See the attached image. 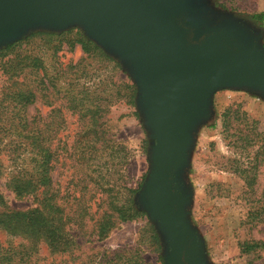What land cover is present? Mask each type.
<instances>
[{
  "label": "rangeland",
  "instance_id": "1",
  "mask_svg": "<svg viewBox=\"0 0 264 264\" xmlns=\"http://www.w3.org/2000/svg\"><path fill=\"white\" fill-rule=\"evenodd\" d=\"M211 3L219 11L242 17L241 23L260 35L264 46V0ZM69 30L64 37L36 35L0 55V213L38 206V194L16 196L7 182L32 168L35 155L25 135L42 131L54 153L49 191L62 209L64 231L74 248L69 253L51 250L2 227L0 248L18 252L29 247V264H161L163 242L146 215L116 220L104 236L95 234L97 222L109 211L100 190L102 175L124 193L142 184L149 166V141L135 97L130 105L116 95L118 78L134 86L129 75L110 56L85 53L71 42L81 30ZM34 58L39 67L32 64ZM19 59L25 67L12 76L8 69ZM14 92L32 93V102L15 100ZM72 94L98 106L96 127H91L90 114L71 108ZM96 137L98 150L91 155L93 170L88 171L84 149ZM186 182L192 191L189 218L209 263L264 264L263 98L244 90L214 93L212 115L196 133ZM113 252L122 259H114Z\"/></svg>",
  "mask_w": 264,
  "mask_h": 264
},
{
  "label": "water",
  "instance_id": "2",
  "mask_svg": "<svg viewBox=\"0 0 264 264\" xmlns=\"http://www.w3.org/2000/svg\"><path fill=\"white\" fill-rule=\"evenodd\" d=\"M241 20L211 0H0V49L77 27L131 78L149 141L134 200L162 239L163 264H210L189 218L186 175L214 93L264 99V46Z\"/></svg>",
  "mask_w": 264,
  "mask_h": 264
},
{
  "label": "trees",
  "instance_id": "3",
  "mask_svg": "<svg viewBox=\"0 0 264 264\" xmlns=\"http://www.w3.org/2000/svg\"><path fill=\"white\" fill-rule=\"evenodd\" d=\"M71 32L72 31L69 30L59 34H49L42 32L32 33L23 40L0 49V55L4 56L7 53H11L16 46L21 44V42L26 41L36 35L64 37L66 35H69ZM71 40L72 43L80 44L82 50L85 53L92 52L103 59H109L107 54H105L92 41L84 37L79 31ZM31 62L36 67L40 66V61L37 58H34ZM24 67L25 65L23 64V60L19 59L16 60V63L14 62V64H12L10 69L8 70L9 72H12L13 76L18 75V73L21 72ZM116 87V95L118 97H123L130 105H134V97L136 93L135 87L122 78H118ZM13 96L15 100L18 99L21 102L23 101L24 105L32 102V93L30 92L28 95L14 92ZM72 98L73 100L71 103V108L79 109L80 113L83 112L81 115H85V113L90 114V118L92 120L91 127H96V116L99 110L98 106L94 107L90 104H86L84 103L83 98L76 97V95L74 94H72ZM94 134L96 135V132H94ZM25 138L30 139L29 146L35 155L33 159H31L33 162V166L30 170L24 169L18 172L15 176H12L8 180L7 186L10 187V189L16 196H35L36 194H38V198L36 199L38 202V206L28 211L22 212H1L0 227L4 228L5 230L16 232L25 235L27 238H31L38 242H41L51 250H58L61 252L69 253L73 250L74 245L71 244L72 242L69 241L67 234L64 231L66 220L62 215V209L58 208L53 203V196L49 191L51 184V161L54 153L50 148V143L46 144L48 140L44 139L42 131L37 132L36 135H25ZM97 139V137L96 139H90L86 143V149H84V154L87 155V157H84V160L87 162L85 165L88 171L93 170L91 160L94 157H92L91 155L98 150L95 149ZM145 143L147 142L145 141L144 144ZM144 148H146V145H144L143 149ZM93 165L96 166L95 164ZM101 180L102 184L100 185V190L106 195L109 211H104L102 218L97 222V226L95 229V234L97 237L104 236L116 220L124 222L127 220H132L136 217L146 215L144 212L138 209V206L134 200L136 192L140 189V183L137 185V187L127 188L124 193L121 187H117V185L112 183L104 175H102ZM80 222L81 221H78V223ZM246 248H251V245H248ZM12 250L13 249L10 247L4 249L0 248V264H29L31 262L30 257L32 252L29 247L24 246V248L22 247V249H20L18 252ZM15 256H18V261H15ZM113 256L114 259H122V254L118 252H113ZM131 261V259L127 260V262ZM133 262H135L134 264H136V261ZM114 264L118 263L115 262ZM161 264L163 263L161 262Z\"/></svg>",
  "mask_w": 264,
  "mask_h": 264
}]
</instances>
